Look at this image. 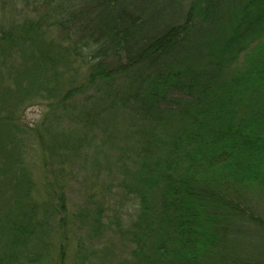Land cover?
<instances>
[{
    "label": "trees",
    "instance_id": "1",
    "mask_svg": "<svg viewBox=\"0 0 264 264\" xmlns=\"http://www.w3.org/2000/svg\"><path fill=\"white\" fill-rule=\"evenodd\" d=\"M1 3L12 23L0 24V65L15 54L31 64L34 87L57 91L49 98L61 112L101 88L69 108L71 148L99 137L101 152L103 117L121 119L114 180L139 211L104 223L93 208L91 239L124 236L130 253L118 264H264V0H193L187 10L181 0ZM14 146L0 141V178L11 180L0 181V264H57V251L65 262L71 250L82 262L83 227L77 220L70 235L66 194H55L61 218L42 216L50 201L33 202L28 179L21 190Z\"/></svg>",
    "mask_w": 264,
    "mask_h": 264
},
{
    "label": "rangeland",
    "instance_id": "2",
    "mask_svg": "<svg viewBox=\"0 0 264 264\" xmlns=\"http://www.w3.org/2000/svg\"><path fill=\"white\" fill-rule=\"evenodd\" d=\"M192 1L181 0L184 10L189 8ZM20 6L22 8L24 5ZM8 11L3 13L0 10V24L3 23L4 27H9L12 23V14ZM32 15L36 16V14ZM48 70L47 75L50 76L52 73L50 69ZM36 76L31 64H25L17 54L6 60L4 66L0 65V119L11 125V127H0V141L10 143L14 141L15 146L11 147L8 152L12 154L21 152L22 154L23 170L19 169L16 173L21 190L28 179L34 185L36 194L40 198L36 196L34 199V193H24L26 197L33 198V202H38V200L42 202L45 199L50 201L47 211L42 214V216L48 214L45 218H51L53 214L58 216L57 218H61L59 208L55 206L58 204L55 194H58L60 189L63 190L67 196V208L62 216L69 220L70 235L79 226L76 224L77 220L80 221L79 228L83 227L80 233V237H84L85 243L80 253L83 261L75 259L71 250L66 261L63 262L60 259L59 251H57V264H118L128 258L130 253V246L124 236L101 230L98 234L92 235L93 239H91L88 234L89 228L85 224L88 221V215H94L93 208L97 206H101L105 211L104 223L105 221L110 223L115 218L120 221L127 219L128 222L139 211L135 197L130 195L128 190L117 187L118 180H114V177L117 176L115 166L118 165L114 161L119 150L117 141L120 138L116 137L121 129V119L115 113H109L103 117L106 127L97 130V135L103 140L102 143H99L101 152L96 150L99 148L97 145L99 137L96 142L91 143L92 147L90 148L76 147V145L71 148L72 141H67V136L76 137V129L71 128L77 125L69 117L71 111L69 108L71 106L80 107L87 102L90 93L101 90V88H95V91L85 90L68 102L66 112H61L59 107L51 106L54 101L49 98V96L54 97L57 91L49 95V88L43 89L44 84L39 82L34 87L33 79ZM22 86L26 88L25 92H21ZM50 87L52 92L51 84ZM101 87L107 86L101 84ZM9 115L10 121L6 120ZM80 133L84 134L82 129H79L77 137L81 135ZM14 134H16L17 141L13 140L15 139ZM47 144H51V147H47ZM61 144L65 145L67 150L61 151L65 155L62 166H59V146ZM3 167L4 164L1 163L0 169ZM19 171L20 173H18ZM97 175L99 176L96 177ZM9 180V177L7 179L6 177L0 178V181L6 183ZM112 182L115 183V186L111 190ZM106 192L110 194L102 198V193ZM4 195L0 194V198L5 197ZM9 195L8 197H11ZM125 222L122 221L123 224ZM50 264H54V262Z\"/></svg>",
    "mask_w": 264,
    "mask_h": 264
}]
</instances>
